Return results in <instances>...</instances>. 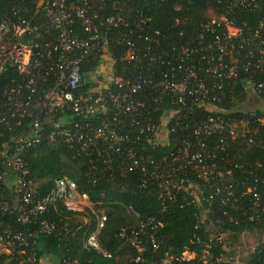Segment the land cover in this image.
I'll return each mask as SVG.
<instances>
[{"label": "built area", "instance_id": "built-area-1", "mask_svg": "<svg viewBox=\"0 0 264 264\" xmlns=\"http://www.w3.org/2000/svg\"><path fill=\"white\" fill-rule=\"evenodd\" d=\"M163 1L0 0V72L14 67L19 75L0 100V139L8 132V138L0 140V193L5 196L0 198V258L9 257L8 263L0 259V264H40L35 251L40 234H53L58 246L68 249L69 236L80 228H85V251L110 256L100 240L106 209L97 212L67 175L55 178L45 193L37 188L26 156L44 136L83 155L92 169L102 163L103 170L117 167L124 174L141 170L156 186L160 210L119 229V236L134 250L127 264H264V240L244 250L236 239L254 231H242L233 239L234 232L215 228L221 220L209 209L221 193L229 197L219 198L221 203L229 202L236 181L211 147L224 150L226 137L242 138L248 147L264 150V140L256 141L264 137V110L240 106L243 114L237 118V109L222 106L238 87L245 94L244 103L249 93L264 100V0H213L215 4L204 9L205 20L191 32L177 26L178 19L166 32L151 28V17L139 6L150 9ZM111 35L121 40L125 50L120 59L135 66L136 76L113 77V89L76 94L85 84L81 66L89 57L108 59L113 67L115 60L107 49ZM162 104L171 109L162 112L158 124L154 115ZM192 107L205 114L182 126L188 133L182 134L176 152L160 161L146 154V145L169 143L174 131L170 120L181 108L187 114ZM77 115L81 121L74 119ZM95 115L101 117L96 126ZM215 135L222 142L211 143ZM232 167L253 174L255 184L246 189L252 200L247 209L242 206L241 214L248 221L260 219L264 203L256 184L264 185V175L241 164ZM182 189L186 196L174 198ZM57 203L72 213L88 209L95 219L77 216L76 227L48 221L49 206ZM172 204L194 209V248L185 247L178 254L161 252L159 239L166 208ZM130 212L138 217L135 210ZM51 264L78 260L53 259Z\"/></svg>", "mask_w": 264, "mask_h": 264}, {"label": "trees", "instance_id": "trees-1", "mask_svg": "<svg viewBox=\"0 0 264 264\" xmlns=\"http://www.w3.org/2000/svg\"><path fill=\"white\" fill-rule=\"evenodd\" d=\"M213 0H165L160 4L148 7L139 6L140 9L147 16L151 17L149 24L153 29H160L166 32L178 19L177 26H183L188 32L194 28H198L201 22L205 20L204 9L207 6H213ZM217 13L221 10L217 9ZM248 21V25L253 26L254 20L249 17H244ZM240 22V21H239ZM240 25V24H239ZM245 28V26H243ZM116 35H111L107 42V49L110 57L115 60L113 64V76L127 77L136 76L138 70L135 71L133 64H128L121 61V54L125 47L120 42ZM99 57H89L87 61L81 66V71L86 79L85 84L76 94H84L92 90L94 84L90 78L92 73L98 67ZM138 68V67H137ZM19 75L14 67L7 68L0 72V100L3 99V93L12 79H18ZM111 86L109 89H113ZM241 87L231 98L226 95L222 106L229 111L237 109L233 116L237 118L242 117V112H238L241 104L245 100V94H241ZM241 94V95H240ZM237 95V96H236ZM240 95V96H238ZM165 109H171L167 105H160V109L154 115V120L161 124V115ZM181 108L179 113L173 117L169 126H173L174 131L170 134L169 143L165 145H156L152 148L149 145L145 146L146 154L160 161L163 157H168L170 152H176L177 148L181 146L184 132L182 126L202 116L205 112H200L197 107H192V110L187 114ZM100 115H95L92 118L94 126L99 124ZM76 121H81L78 115L74 117ZM251 126L256 124L250 120ZM264 128V127H262ZM18 130V129H17ZM263 132V131H261ZM264 134V133H263ZM8 132L0 140L5 141L8 138ZM256 141L264 140V137H256ZM213 142H224L222 149H215L217 157L224 158L223 163L226 168L232 169L234 194L230 197L229 202L222 204L219 198H226L224 193H221L209 208L210 211L216 214V218L221 220V223H216L215 228L219 230H230L235 233L233 239H236L242 231L259 232L264 229V216L254 221H248L242 212L252 200V194L247 192V187L254 185V176L234 169L232 164H241L250 167V171L258 172V176L264 175V150L253 145L251 148L247 146L242 138L234 140L224 137L221 141L220 136H213L209 139ZM228 157H225V155ZM31 163L32 178L38 182L37 188L45 193L53 186L55 178L67 175L70 179L75 181L77 190L81 193H86L88 199L93 204L94 209L99 212L102 208H106L108 220L101 230L100 240L104 249L110 254L109 257H104L98 252H87L81 247L82 232L85 228H80L75 235L69 236L70 245L68 249L58 246L57 238L51 234H40L37 238L35 251L38 255L40 264L41 259L46 255H52L54 260L62 262L64 259H77L78 264H127L128 260L133 256L134 250L130 243L118 234L120 227L135 224L139 219L150 216L160 210V196L156 186L150 185V181L146 179L145 173L141 170H136L132 173L124 174L117 167L103 170L104 164L99 163L98 166L92 169L89 162L83 155L77 154L74 149H71L62 142H55L44 136V140L31 147L26 156ZM257 164V165H256ZM259 164L263 166L260 167ZM193 181V180H192ZM196 184V180L194 179ZM256 191L260 195V201L264 203V185L256 184ZM5 193V188L2 194ZM187 190L182 189L174 198H184ZM0 198H5L0 193ZM229 198V197H227ZM108 208V209H107ZM242 209V210H241ZM130 210H135L138 217H134ZM194 209L190 207H179L176 204L166 208L165 211V226L159 234V239L162 243L161 252L165 250L171 251L173 254L180 253L185 247L193 249L191 240L193 237V219L192 214ZM227 211L228 216L223 212ZM253 213L251 208L248 210ZM88 215L92 220L95 215L88 209L79 213H72L65 210L61 203L49 206L45 217L48 221L67 222L70 227L75 226L77 216ZM238 221V224L229 221L230 217ZM76 227V226H75ZM169 246H172L171 249ZM3 263L9 262V257L0 258ZM104 259L105 263L100 262ZM51 261V260H49Z\"/></svg>", "mask_w": 264, "mask_h": 264}, {"label": "rangeland", "instance_id": "rangeland-1", "mask_svg": "<svg viewBox=\"0 0 264 264\" xmlns=\"http://www.w3.org/2000/svg\"><path fill=\"white\" fill-rule=\"evenodd\" d=\"M209 14L208 16H213V14L210 12H207ZM107 54V53H106ZM111 66L108 59L103 60L99 59L98 67L95 69V71L92 73V82L96 84L95 90L101 88V86H104L111 82ZM249 96H247L246 103L241 104L242 110H255L260 109L264 110V100H261L255 96L253 93H249ZM256 102H259V104H256ZM262 103V104H261ZM106 209V208H104ZM108 209V208H107ZM259 240H264V229H262L259 232H250L247 234H244L242 237H239L236 239L237 242H235L237 245H240L241 247L247 249L249 246L245 247V245H249L250 243H254ZM51 259V261H49ZM53 260L52 255H46L41 259V264H51ZM102 263H105L104 259H101Z\"/></svg>", "mask_w": 264, "mask_h": 264}, {"label": "crops", "instance_id": "crops-1", "mask_svg": "<svg viewBox=\"0 0 264 264\" xmlns=\"http://www.w3.org/2000/svg\"><path fill=\"white\" fill-rule=\"evenodd\" d=\"M110 66H111V77H110V80L112 81L114 78V76H113V67H112V65L110 64ZM111 85V83H108V84H106V85H104V86H101V88H100V90L99 89H96L95 90V88H93V90H95V91H102V90H105V89H107V87H109ZM97 87V86H96Z\"/></svg>", "mask_w": 264, "mask_h": 264}]
</instances>
